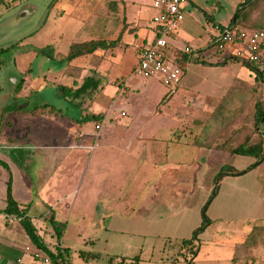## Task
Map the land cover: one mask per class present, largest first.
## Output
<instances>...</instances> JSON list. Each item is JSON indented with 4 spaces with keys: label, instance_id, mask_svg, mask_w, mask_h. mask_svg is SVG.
Wrapping results in <instances>:
<instances>
[{
    "label": "crops",
    "instance_id": "0c3cea01",
    "mask_svg": "<svg viewBox=\"0 0 264 264\" xmlns=\"http://www.w3.org/2000/svg\"><path fill=\"white\" fill-rule=\"evenodd\" d=\"M245 1L236 2L234 13ZM105 2V9L101 13L94 15L92 19L87 18V21H79L77 27L74 25V29L83 28L89 36L81 42L105 40L114 41L113 45L66 61L70 70L77 65L74 71L82 73L81 81L70 82L67 78L64 84L58 82V85L65 90L74 89L85 77L94 75L100 82L98 89H106L107 95L111 98V104L106 110H99L93 95L90 96L87 92L83 95L84 114L79 121L75 122L74 118L68 117L65 112V116L54 112L55 109L61 108L49 103L38 104L50 106L41 113H32L31 110L36 106L27 111L26 108L10 102L11 98L6 102V92L2 89L5 79L0 68V257H2L0 264H33L32 254L38 251L28 239L19 219L4 213L7 205L8 178L11 181V197L19 209L27 207L37 232L49 250H55L56 240L47 232L48 223H43L41 219L52 215L56 221L65 223L59 246L65 249L67 258L70 250L76 251L78 256L79 251L94 252L84 250L85 211L91 208V203L94 206L98 203L103 209L101 202L106 198L109 189L110 193L115 194L116 211L121 213L122 209H126L124 204L129 207L133 225L152 226L158 220L156 215L159 212L168 214V232L157 230L134 233V238H130L132 245L127 242L122 245L119 242L115 246L111 243L107 250V254H110L107 263H111V257L115 258V264L121 258L127 263L138 255L139 260L136 264H140L141 255L146 251L150 257L154 253L156 256L164 253L166 244L161 239L167 237L169 246L172 241L174 242L171 250L178 249L174 258L180 259L179 263L233 264L234 252L253 224L208 219L210 223L201 233L204 235H199L200 241H194L192 244L194 255L187 252L181 243L201 224V208L216 185L215 195L217 194L223 178L232 182L244 181L254 170H264L262 162L243 174L233 175L235 172L248 169L254 162L253 158L231 152L237 145L226 142V138L218 137L214 140L213 135L221 128L219 122L204 124L207 118L203 113H211L213 110L205 106L206 98L217 99L225 95L235 79L250 85L256 81L255 74L240 62L228 59L218 61L215 57L217 55H214L218 52L213 45L215 31L212 25L226 23L216 21L210 12L214 11L216 5L220 6L221 1L214 0L213 6L208 5L206 0H193L182 6L184 17L171 43L180 49L183 42H188L195 49L192 55L182 57L185 60L183 74L174 92L168 94V90L161 85L165 90L159 94L158 102L152 110L146 109L137 100V96L132 95V91H140V94L149 93L152 82L150 78H155H144L134 73L141 48L153 38L150 24L153 14H146L139 4L130 8L129 3L125 4L128 0ZM250 3L246 6L244 18L237 25L249 29H253L254 25H261L262 29L259 30L264 31V0H251ZM151 4L152 0L149 5L152 8ZM200 11L210 19V32L203 38L194 39L192 35L194 20ZM234 13L226 25L234 22L231 21ZM71 16L60 9L47 22L51 27V43L56 42L54 54L58 60L65 61L64 57L70 45L80 43L70 40L74 24ZM42 29L43 27L40 28ZM68 32L67 38L65 34ZM41 34L42 32L37 38L40 40L34 41L42 51L48 42L46 38H41ZM61 41L67 44L65 52L58 49L57 44ZM18 43L19 46L27 44L26 40H19ZM209 56L216 60L208 59ZM79 58L80 62L77 61ZM196 59L221 64L205 66L195 62ZM18 62L19 70H22L20 72L26 75L30 70V62L27 63L21 58H18ZM203 68H218V78L226 79V82L216 85H221L216 92L204 90L208 79L203 73ZM70 70L62 72L58 70L57 74H54L71 77ZM23 79V82L16 85L15 94H10V97L21 95L19 97L25 98L28 92L32 91L20 92L23 84L30 83L29 79ZM155 79L161 84L157 78ZM13 81L15 79L11 80L12 83ZM248 98H251V94ZM167 100L168 111H165L163 106ZM115 103L119 108L113 107ZM160 103H163L161 107ZM91 113L102 116L103 124L99 131L94 130L97 121L86 118ZM71 122L75 123L70 126ZM86 125L87 129H84ZM161 128L167 130L166 137L156 138L157 131ZM53 129L61 130V133H53ZM248 130L250 134L251 128ZM260 131L264 137V123ZM243 134L246 135L240 132L239 136ZM76 154H86L87 160L76 163ZM92 160L98 161V174L94 180L97 186L95 184L93 188L89 169ZM125 177H128L131 183L129 182V189L123 192ZM216 178L218 181L214 185ZM123 194H130L132 203L129 206L123 200ZM72 216L76 218L73 222ZM71 227L74 234L72 241L67 237ZM209 232H213L216 238H211ZM45 234L53 238L52 241L46 240ZM117 234L122 236L124 233L115 231L116 236L110 239L116 244ZM129 249L138 253L131 257L124 256L127 254H123V251L129 253ZM99 255L101 258V254Z\"/></svg>",
    "mask_w": 264,
    "mask_h": 264
},
{
    "label": "rangeland",
    "instance_id": "374dc122",
    "mask_svg": "<svg viewBox=\"0 0 264 264\" xmlns=\"http://www.w3.org/2000/svg\"><path fill=\"white\" fill-rule=\"evenodd\" d=\"M105 1L106 0H3L0 3V68L5 79V85L2 89L6 92V102L10 101L11 98L10 102L26 108L27 111L38 104L49 103L55 107L61 108L68 117L74 118L75 122L81 119L82 114H84L82 105V102H84L83 94L79 93L75 95L74 91L62 89V87L58 85V82L64 84V80L67 78H69L70 82L72 80H76V82L81 81L82 73L74 71L77 65H74L72 70H70L66 61L61 59L58 60L55 57L56 42L54 41L53 44L51 43V27L48 26L49 24H47V22L50 21L54 13L60 9L64 10L67 14H71L74 24L70 40L81 42L88 39L89 36L83 28L75 30L74 25L77 27L79 21H87V18L90 17L92 19L94 15L101 13L102 10L105 9ZM206 1L208 5L215 6L214 0ZM220 1L221 5H216L214 11L211 10L210 14L214 16L213 18L216 21L227 24L234 13L236 2L239 0ZM150 2L151 0H128L125 4L128 5L129 3L130 8L133 6L135 7V4H139L140 8L144 10L146 14H154L152 8L149 6ZM195 17V25L192 31L193 38H203L210 32V19L201 11L198 12ZM86 23L88 24L89 21ZM42 27L43 29L40 30ZM253 29L262 28L261 25H254ZM38 31L39 33L42 32L41 38H46L48 42L42 51L38 49L39 46L36 45L34 41L38 38ZM69 32L65 34L67 38ZM198 32L200 33L199 35ZM19 40H26L27 44L25 46H19ZM57 46L60 52H65L67 50L66 42L62 43L61 41ZM214 55H217L215 57L218 61L226 59V56L219 52ZM18 58L25 60L27 63L30 62V70L26 75L20 72L22 70H19ZM209 58H212L213 61L216 60V58L213 59V57L210 56L208 59ZM77 61L80 62L81 58L77 59ZM203 69L205 70V72L203 70V73H205L204 75H206L208 79V83L204 87V90L216 92L215 90L221 87V85H216L220 82H226V79L220 80V78H218V68ZM58 70H60V72L70 70L72 75L71 77L62 74L56 76ZM23 78L29 79L30 83L28 85L23 84L20 88V92L25 90L32 91L28 92V96L25 98L19 97L21 95L10 97V94H15L16 85L24 81ZM12 79H15L13 83L11 82ZM150 79L152 82L150 83L149 93L140 94V91H132V95L137 96V100L141 102L146 109L152 110L158 102L159 94L165 89L155 78ZM250 94L251 98H248ZM92 95L96 104L99 105V110L104 111L111 104V98L107 95L106 89L99 88L97 92ZM88 102L89 100H87V103ZM255 103H261L262 105L264 103V84L259 81H255L250 85L242 80L235 79L229 86L225 95L217 99L206 98L204 103L205 106L213 108V110L211 113H203V116L207 118L204 124L209 125L214 121L221 124V128L213 135L214 140H217L218 137H221V139L226 138V142L238 145L247 138H251V140L256 139V131L253 127ZM113 107L119 108L117 103L113 104ZM163 110L168 111V100L164 102ZM54 119H56V116H54ZM75 122H71L70 126ZM87 125L84 129H87ZM249 128H251L250 134H248ZM52 132L60 134L61 130L55 131L53 129ZM240 132L246 135L243 134L244 136H239ZM166 134L167 130L161 128L157 131L156 138H164ZM86 158V154H76V163L78 161H86ZM253 161H255V159H253ZM89 169L91 172V187L93 188L96 184V182H94L95 175L98 174V161L92 160ZM98 179L99 178H97V180ZM217 181L216 178L214 185L217 184ZM129 182L131 183L130 179L125 177V183L122 188L123 192L129 189ZM244 190L245 192H243ZM114 195L115 194L110 193L108 189L106 198L101 202V207H103V209L99 207L98 203L95 206L91 203V208L85 211L83 234L85 235L86 241L84 243V250L99 252L98 254H101V258H81L76 251L70 250L68 255L70 264H115L116 260L112 257L111 263H107V257H110V254H107V250L109 246H111V243L115 246H117L119 242L122 243V245H125V242L132 245L130 238H134V233L155 232L157 230L168 232V214L164 215L158 212L156 215V219L158 220H156V223L152 226L133 225L130 220L129 207L124 204L126 209L124 208L120 211L122 214L119 213L118 210L116 211L114 207ZM116 196H119V194H116ZM122 197L128 206L132 203L130 194H123ZM190 203L194 204L193 201H190ZM205 215L209 220L214 219L224 222H246L253 224L252 228L250 227L251 230L244 236L243 242L236 248L233 260L235 264H264L263 169L254 170L244 181L236 180L232 182V180L223 178L220 181V186L214 200L212 199L208 204ZM75 219L76 218L72 216L71 222ZM71 229L72 227L67 237L72 241L74 234ZM116 230L124 233L122 236H120L121 234H117V244L110 239L116 236L114 235ZM203 235L200 234V236ZM209 235L213 239L216 238L213 232H209ZM44 238L48 241H52L53 239L48 234H45ZM106 239H108V242H106ZM161 241L166 244V251L157 256L154 253L152 257H150L149 253L146 251L141 255L140 264H184L179 263L180 259L174 258L178 250L177 248L171 250L174 246V242L172 241L169 246L167 237L161 239ZM145 246H147V243H145ZM177 246L179 247V244H177ZM125 252L127 251H123V254L127 255L124 256L130 257L138 253V251H131V249H129V253ZM1 259L2 257H0V260ZM176 260H178V262Z\"/></svg>",
    "mask_w": 264,
    "mask_h": 264
},
{
    "label": "built area",
    "instance_id": "2783aa9c",
    "mask_svg": "<svg viewBox=\"0 0 264 264\" xmlns=\"http://www.w3.org/2000/svg\"><path fill=\"white\" fill-rule=\"evenodd\" d=\"M193 0H152L154 14L150 19L152 40L144 45L139 54L134 73L141 77H155L161 85L174 92L183 71L178 60L184 55L193 54L194 46L183 42L180 49L171 43L175 32L181 24L184 13L182 6ZM215 36L213 45L216 52L237 58L253 67V73L259 72L264 76V31L244 28L239 25H220L213 23ZM162 103L159 104V107ZM124 113L122 112L121 115ZM103 122L95 123V130L99 131ZM33 264H56L49 255L42 250L33 252Z\"/></svg>",
    "mask_w": 264,
    "mask_h": 264
},
{
    "label": "trees",
    "instance_id": "16d2710c",
    "mask_svg": "<svg viewBox=\"0 0 264 264\" xmlns=\"http://www.w3.org/2000/svg\"><path fill=\"white\" fill-rule=\"evenodd\" d=\"M3 0H0V3ZM251 0H246L245 2L241 3L239 7L236 9L234 16L231 21L234 20V25L240 24L242 19L245 16L246 13V6L250 5ZM247 4V5H245ZM114 41H105V40H89L84 41L80 43H73L70 45L68 52L66 56L64 57L65 61H71L77 57L93 53L95 50L99 48H107L113 45ZM233 60L240 62L237 58L228 56L225 60ZM184 59L178 60V64L181 67V69H184ZM195 62H198L205 66L210 65H218L221 63H212L204 60H194ZM223 61V62H224ZM222 62V63H223ZM242 65L247 67L251 72H253V67L245 62H240ZM255 78L256 81L262 82L264 84V76L259 73L255 72ZM99 80L94 77V75H90L85 77L80 85L77 88H69L67 90L74 91V94L82 93L83 95L85 93H89L90 96L94 94L99 87ZM19 86V85H18ZM50 106L49 104H43V105H37L34 107L31 112L32 113H41L45 110L46 107ZM51 109L54 110V108L51 106ZM54 112H58L60 115L65 116L64 112H62L60 109H55ZM90 121H100L102 119V116L99 114L91 113L87 115L86 117ZM75 120V119H73ZM264 123V103L263 105L261 103H255L254 105V122L253 127L256 131V139L251 140V138H247L240 144H238L235 148L231 149V152L251 156L255 161L252 163L250 167L246 170H242L239 172L233 173V175H240L245 173L247 170H250L252 168H255L259 166L262 162H264V137L263 132L260 131V127ZM10 178L7 180V205L4 209V213L8 216H14L19 219L20 225L22 226L24 232L26 233L28 239L32 243V245L42 250L44 253L50 256V258L56 263V264H68V258L67 253L65 252V249L60 248V240L65 230V223L64 222H58L56 221L52 215L48 216L47 218H42V222H47L49 225V229L47 232H49L56 240L55 243V250L51 251L47 248L46 244L43 241L42 236L37 232L35 224L33 223V219L28 213L27 207H23L22 209H19L18 204L15 202V200L11 197L10 193ZM217 189V185L215 186L214 190L212 191L211 195L209 196L206 203L202 206L200 214H201V224L196 228L189 238L183 239L181 243L186 247V251L190 254L194 255L195 250L193 248V242L194 241H200L199 235L204 232V230L207 228L210 221L206 217L205 213L208 207V204L211 202L213 196L215 195V190ZM46 233V232H45ZM188 246V247H187ZM79 255L82 258H99V254L96 252H84L79 251ZM124 258H121L119 261H117L116 264H136L139 260V256L135 255L132 257V259L129 262H125ZM235 264V263H233Z\"/></svg>",
    "mask_w": 264,
    "mask_h": 264
}]
</instances>
